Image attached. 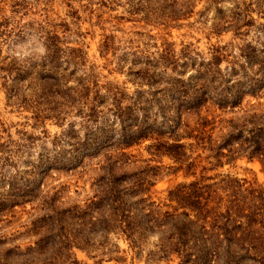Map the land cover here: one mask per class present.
Here are the masks:
<instances>
[{
    "label": "rangeland",
    "instance_id": "rangeland-1",
    "mask_svg": "<svg viewBox=\"0 0 264 264\" xmlns=\"http://www.w3.org/2000/svg\"><path fill=\"white\" fill-rule=\"evenodd\" d=\"M202 82L213 141L236 125L264 143V0H0V264H178L160 257L157 233L142 230L132 245L90 225L97 212L82 216L120 155L124 214L136 215L139 198L170 210L171 190L204 177L224 198L242 187L238 199L261 216L251 236L264 241L262 157L240 152L212 167L208 151L188 150L192 176L155 150L172 143L175 92L201 93ZM132 125L153 133L121 146Z\"/></svg>",
    "mask_w": 264,
    "mask_h": 264
},
{
    "label": "trees",
    "instance_id": "trees-1",
    "mask_svg": "<svg viewBox=\"0 0 264 264\" xmlns=\"http://www.w3.org/2000/svg\"><path fill=\"white\" fill-rule=\"evenodd\" d=\"M214 60L219 61L217 57ZM199 89L204 90L201 93L187 92L186 95L175 92L172 102L177 105L176 114L165 118L169 124L172 143L158 142L156 152L169 157L178 165V170L192 176L195 175L192 171L197 169L198 164L195 160L190 161L188 150L200 148L208 151L205 159L214 160L212 167L222 164L223 158L230 160L240 152H245L249 158L260 156L264 161V143L243 139L245 127L233 125V131L226 133L218 141H213V120L200 114V109L208 102L205 83L202 82ZM240 101L242 97L234 98L230 102L231 107L240 104ZM218 102L220 104L221 99ZM190 118H193L192 125L188 121ZM132 130L134 136L130 138V135L126 136L124 128L120 130L123 138L121 146L129 147L153 133L152 128H143L141 125L133 126ZM189 140L193 142H182ZM250 143L255 147L253 151L249 150ZM122 156H109L107 159L105 173L108 180L101 202L91 201L86 210L81 211L83 217L94 211L98 213V217L91 218L93 220H90V225L102 228L104 224L103 230H118L132 245L135 244V236L148 229L158 234L160 257L175 254L179 258L178 264H240L246 261L264 264L261 255L264 241L252 238L250 228L252 218L260 215H254V212H250V207L238 199L241 186L230 187V194L224 198L218 196L219 188H215V184H206V179L200 177L199 180L179 185L168 193L167 200L174 205L166 206L170 210L161 212L154 203L139 198L136 215L131 217L129 211L124 214L121 197L118 195L120 191H117L121 179L114 174V163ZM224 184L221 189L229 190V184ZM148 185L147 179L137 180L132 185L133 193L137 196L142 194L147 191ZM98 206H101L100 210L97 209Z\"/></svg>",
    "mask_w": 264,
    "mask_h": 264
}]
</instances>
